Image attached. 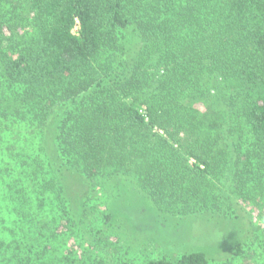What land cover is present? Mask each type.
<instances>
[{
    "label": "trees",
    "instance_id": "obj_1",
    "mask_svg": "<svg viewBox=\"0 0 264 264\" xmlns=\"http://www.w3.org/2000/svg\"><path fill=\"white\" fill-rule=\"evenodd\" d=\"M116 173L183 212L264 200V0H0V264H65L76 182Z\"/></svg>",
    "mask_w": 264,
    "mask_h": 264
},
{
    "label": "rangeland",
    "instance_id": "obj_2",
    "mask_svg": "<svg viewBox=\"0 0 264 264\" xmlns=\"http://www.w3.org/2000/svg\"><path fill=\"white\" fill-rule=\"evenodd\" d=\"M24 137L34 138V134ZM80 179L72 201L76 215L68 227L60 228V240L49 244L53 261L145 264L193 250L223 253V240L230 237L231 242L245 243L246 253L239 258L224 253L212 264H263L260 257L264 254V200H238L229 208L224 204L220 209L183 212L186 202L181 198L168 205L132 174H110L95 182ZM49 207L55 208L52 201ZM230 208L236 210L239 219L223 217L222 212ZM70 211L63 213L65 220ZM235 223L236 234L229 236Z\"/></svg>",
    "mask_w": 264,
    "mask_h": 264
}]
</instances>
